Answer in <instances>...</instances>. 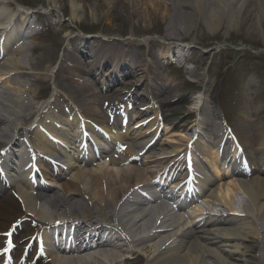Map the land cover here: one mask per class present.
<instances>
[{
    "label": "bare ground",
    "instance_id": "6f19581e",
    "mask_svg": "<svg viewBox=\"0 0 264 264\" xmlns=\"http://www.w3.org/2000/svg\"><path fill=\"white\" fill-rule=\"evenodd\" d=\"M66 1L71 20L77 21L80 9L88 7L87 0ZM94 1L97 2L92 5L94 9L104 6L109 12L113 9L127 11L137 0ZM43 3L53 16L65 7L64 0H44ZM169 7L173 13L166 18L163 33L168 40L186 39L195 26L201 24L210 34L222 23L227 27H244L250 22L249 25L256 23L261 28V20L264 21V0H168L165 8ZM14 14V10L0 3V151L6 153L14 146L19 147L17 133L29 122L34 124L27 132L34 136L36 144L30 151L57 155L45 132L58 135L56 127L62 123L74 134L72 137L63 134L68 146L55 167L48 165L47 180L58 184L60 190L43 185L30 172L8 174L0 180L3 189L0 191V264H117L136 252L147 255L144 264H264V125L249 134L244 131L240 136L241 147L225 143L223 147L225 133L218 123L219 117L212 106H207L205 116L195 120L193 126L197 129L193 149L203 154L210 167L207 174H196L197 190L186 192L174 202L177 195L164 194L160 187L157 191L151 190L154 185L149 182L138 181L124 187V182L131 180L128 175L121 176L119 169H102L101 166L131 168L149 162L175 165L169 156L179 150L164 148L151 154V150H136L137 146L133 145L134 141H141L143 148L158 133V112L154 111L148 124L129 131L128 127L97 129L88 120L91 118L87 115L88 102L103 104L108 97L105 92L94 90L86 99L77 98L78 111L88 119L73 113L67 104L47 113L49 104L35 106L33 100L39 92H33L31 78L35 82L36 69L47 68L48 63L43 60L38 66H26L20 60V53L28 48L25 44L13 46L20 34L15 27H9ZM19 17L23 25L30 15L21 12ZM68 34L66 30L65 36ZM87 41L89 39L80 40V45L67 50L60 63L62 71L71 75L93 74L101 64L108 62L104 44L94 37L88 45V50L93 52L90 65H82L81 44L85 46ZM120 69L123 74L134 70L127 64ZM113 75L111 72L110 77ZM58 96L56 94L54 99ZM208 98V89L204 94H197L194 107H205ZM189 109L180 111L185 113ZM69 111L71 113L64 116ZM42 119L45 123L38 126ZM209 120L214 123L213 131L207 129ZM246 123L249 122L246 120ZM87 134L94 142L99 140L93 135H99L105 146L91 152L83 150L74 137L84 140ZM213 142L216 144L212 145ZM113 147L117 148L115 153ZM252 147H256L255 152L250 153ZM144 153H149V162L142 159ZM99 156L106 163L85 173V167L93 165ZM64 170L71 176L61 181ZM157 172L167 173L162 168ZM238 194L244 196V201L236 208L234 198ZM197 197L202 198L206 208L197 204ZM192 200L194 207H188L187 211L186 206ZM209 204L221 206L223 210L215 214L207 208ZM61 220L84 229L83 241L56 248L33 243L35 234L44 239V235H48L47 227ZM44 243L49 241L45 239Z\"/></svg>",
    "mask_w": 264,
    "mask_h": 264
},
{
    "label": "rangeland",
    "instance_id": "374dc122",
    "mask_svg": "<svg viewBox=\"0 0 264 264\" xmlns=\"http://www.w3.org/2000/svg\"><path fill=\"white\" fill-rule=\"evenodd\" d=\"M43 1L0 0V3L6 4L3 6L5 8L8 4V8L11 7L13 10L17 8L30 15L29 22L20 30L33 31L35 35L19 40V43L25 44L28 48L20 53L19 58L26 66L30 64L38 66L43 60L48 63L47 68L36 69L35 82H33L34 78L30 77L33 92H39L38 97L33 100L34 105L49 104L50 106L47 107L50 108L46 109V113L66 104L76 111L77 98L86 99L95 90L98 93L105 92L108 97H105L106 101L103 104L88 102L90 105L86 108L87 115L96 123L113 126L116 129L122 128L125 124L131 130L150 121L154 108L157 107L163 118L161 132L152 148V154L164 151V148L184 150L187 138L194 129L195 119L198 117L193 105L194 98L202 90L204 94L205 88L208 89L209 98L205 107H201L200 114H204L207 106L212 105L213 96L216 94V102L223 109L221 111L232 120L229 124L231 131L239 138L244 131L249 134L253 128L264 125L263 20H261V28L257 27L256 23L249 25L250 22L244 27H227L222 23L210 34L208 28L201 24L195 26L186 39L168 40L163 36L166 18L168 19V15L173 13L172 7L165 8L168 0H155L154 3H151L153 0H137L127 11L113 9L109 12L104 6L94 9L93 6L97 2L87 0L88 7L85 10L80 9L77 21L71 20L66 0L63 10L58 11L55 16L48 11L46 5H43ZM181 25L180 22L179 27ZM66 30H69L67 36H65ZM94 37L99 38L104 44L108 62L105 65L101 64L93 74L85 72L71 75L70 72L62 71L60 63L63 55L70 47L80 45V40L84 39L89 41L85 46L81 44L84 52L82 65H90L93 52L88 50V45ZM115 41L119 43L111 44ZM16 45L18 41L13 44ZM31 47L35 49L31 50ZM183 60L194 63L190 66L192 70L178 69L179 63L181 65ZM120 64H124L123 66L127 64L135 71L123 74ZM113 70H116L115 75L110 77ZM72 76L74 79H71ZM118 76L122 78L117 80ZM110 79L116 81L108 83ZM131 93L133 99L129 104L121 103L119 118L108 119L104 107L111 113L119 102L132 96ZM56 94L59 95L57 100L54 99ZM181 108L190 109L183 113L180 111ZM123 120L126 121L124 124ZM191 120L193 123L189 122ZM246 120L249 123H246ZM228 122L230 123V120ZM23 126L28 127V123ZM24 129L23 127L19 129L17 133L19 138L25 135L24 131H21ZM207 129L214 130L211 120L208 121ZM64 131L71 133L68 129ZM135 145H137L136 150H139L144 144L138 141ZM255 148L252 147L249 151L255 152ZM116 150L112 148L113 152ZM146 157L144 155L143 159ZM177 158L182 160L183 155ZM145 160L149 162L150 158ZM103 162L106 163L102 157L95 159L93 165L89 164L85 167V173L94 170ZM179 164L181 166L183 160ZM101 167L119 169L121 176L128 175L131 180L124 182L125 187L128 184L135 185L138 181H152L155 179L156 171L167 166L162 162H149L131 168H127V165L109 166L108 164H103ZM41 174L39 177L43 185L60 190L58 184L47 180L45 167L41 170ZM70 176L69 171H64L61 181ZM8 189L10 191V188ZM162 190L164 191V188ZM182 190L183 188H179L176 193L179 194ZM0 191L3 189L0 188ZM235 200L237 208L244 201V196L238 194L234 202ZM198 204L201 208H205L203 203ZM192 205V202L187 204V211L194 207ZM207 208L214 212L223 210L221 206L212 204ZM122 261L123 259L117 264H121ZM144 261L147 262V255L136 252L131 254V260L122 264H144Z\"/></svg>",
    "mask_w": 264,
    "mask_h": 264
}]
</instances>
